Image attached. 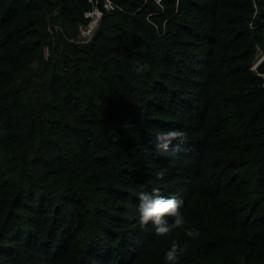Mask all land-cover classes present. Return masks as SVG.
<instances>
[{"label":"trees","instance_id":"16d2710c","mask_svg":"<svg viewBox=\"0 0 264 264\" xmlns=\"http://www.w3.org/2000/svg\"><path fill=\"white\" fill-rule=\"evenodd\" d=\"M113 1L78 44L86 0H0V264H264V0ZM152 188L198 237L141 229Z\"/></svg>","mask_w":264,"mask_h":264},{"label":"clouds","instance_id":"9594fccd","mask_svg":"<svg viewBox=\"0 0 264 264\" xmlns=\"http://www.w3.org/2000/svg\"><path fill=\"white\" fill-rule=\"evenodd\" d=\"M146 66H140L139 72ZM188 135L183 129L170 128L155 133V149L168 152L169 146L175 142V147L186 144ZM163 171L157 172V179L163 178ZM137 216L138 222L143 228H150L157 237H166L175 229H183L184 234L189 238L199 236V230L194 227H185L187 221L183 212V199L176 196H164L160 194L159 188H152L151 191H138ZM186 248L173 240L170 246L164 251V264H180L181 257Z\"/></svg>","mask_w":264,"mask_h":264},{"label":"built area","instance_id":"2783aa9c","mask_svg":"<svg viewBox=\"0 0 264 264\" xmlns=\"http://www.w3.org/2000/svg\"><path fill=\"white\" fill-rule=\"evenodd\" d=\"M154 3L162 7L163 0H153ZM90 5V9L83 12V18L87 21L86 24H79L77 28L76 38H71L70 41L78 44L88 43L94 36L98 29L104 14L111 13L113 11L123 12V8L115 3L113 0H86ZM146 3V0H143ZM149 21V17H147ZM150 22V21H149ZM50 57V51L48 48L43 50V59L47 61Z\"/></svg>","mask_w":264,"mask_h":264},{"label":"water","instance_id":"95a60500","mask_svg":"<svg viewBox=\"0 0 264 264\" xmlns=\"http://www.w3.org/2000/svg\"><path fill=\"white\" fill-rule=\"evenodd\" d=\"M251 70L264 79V56L255 62Z\"/></svg>","mask_w":264,"mask_h":264},{"label":"rangeland","instance_id":"374dc122","mask_svg":"<svg viewBox=\"0 0 264 264\" xmlns=\"http://www.w3.org/2000/svg\"><path fill=\"white\" fill-rule=\"evenodd\" d=\"M264 56V52H262V51H258V54H257V61L259 60V59H261L262 57ZM256 61V62H257ZM35 68V67H34Z\"/></svg>","mask_w":264,"mask_h":264}]
</instances>
